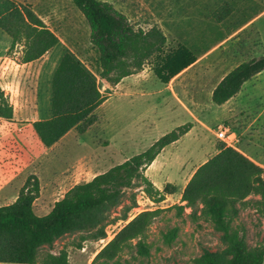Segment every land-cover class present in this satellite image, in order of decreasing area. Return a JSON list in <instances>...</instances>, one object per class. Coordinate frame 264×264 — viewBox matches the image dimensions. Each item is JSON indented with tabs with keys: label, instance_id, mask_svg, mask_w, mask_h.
Instances as JSON below:
<instances>
[{
	"label": "rangeland",
	"instance_id": "rangeland-1",
	"mask_svg": "<svg viewBox=\"0 0 264 264\" xmlns=\"http://www.w3.org/2000/svg\"><path fill=\"white\" fill-rule=\"evenodd\" d=\"M14 1L29 5L55 32L58 42L39 59L22 64L18 63L20 48L7 54L10 37L0 28V88L18 105L10 119H0V205L13 202L27 176L35 175L40 192L33 208L39 215L46 214L73 185L145 150L161 135L188 121L190 113L196 116L193 130L165 146L144 171L160 189L167 182L175 185L173 194L154 202L136 183L125 191L121 205L110 212V217L118 215L134 192L136 206L126 221L109 223L101 239L89 237L86 230L63 233L52 244L40 246L34 264H42L46 252L61 249L68 253V264H89L124 223L143 210L157 208L161 210L142 239L147 252L139 254L137 247L131 246L108 264H196L195 258L204 251L223 248L221 232L200 215V204L182 212L175 205L184 204L183 186L221 143L264 168V72L222 105L212 104L209 98L220 76L242 61L264 55V0H106L124 13L134 28L158 27L165 34V45L183 43L201 53L194 68L179 74L170 86L173 77L163 83L147 62L117 91L116 83L96 73L97 53L90 42L89 26L71 0ZM66 51L95 76L107 99L96 108V121L85 132L72 129L45 147L32 127L36 117L22 111H35L42 119L51 115V78ZM162 87L161 94L154 91ZM125 89L135 94L113 96ZM140 90L149 93L140 95ZM238 222L245 227L249 245L259 242L264 233L263 217L246 207Z\"/></svg>",
	"mask_w": 264,
	"mask_h": 264
},
{
	"label": "trees",
	"instance_id": "trees-1",
	"mask_svg": "<svg viewBox=\"0 0 264 264\" xmlns=\"http://www.w3.org/2000/svg\"><path fill=\"white\" fill-rule=\"evenodd\" d=\"M71 1L89 26L90 42L97 53L96 73L110 82H119L148 62L159 80L167 83L201 54L183 43L165 45V34L158 27L134 28L127 16L106 0ZM260 12L248 16L243 23ZM0 28L11 38L7 54L20 48V63L39 59L58 42L55 32L29 5L14 0H0ZM262 70L264 55L238 63L215 86L212 102H226L246 80ZM105 99L95 76L73 53L66 51L51 78V115L33 121L34 132L45 147L72 129L83 133L95 123V110ZM12 112L9 98L0 88V119H10ZM190 127L189 122L179 125L145 150L73 185L43 215L33 208L40 192L38 179L35 175L27 176L15 200L0 205V263L34 264L41 245H50L63 233L74 230H86L93 239L104 238L106 226L116 220L126 221L128 212L136 206V194L131 192L120 213L110 217V212L121 205L125 191L136 183L154 202L173 194L175 185L167 182L159 189L144 171L165 146L182 137ZM181 201L184 204L175 205L179 212L200 204V215L221 232L223 248L204 251L195 258L196 264H263L264 233L259 242L249 245L244 225L235 223L246 207L264 218L263 167L236 148L221 143L217 152L192 173L181 192ZM160 210L137 213L95 253L89 264L117 261L131 246L145 254L147 246L142 239ZM134 239L137 241L132 244ZM41 263L68 264V253L65 249L46 252Z\"/></svg>",
	"mask_w": 264,
	"mask_h": 264
},
{
	"label": "crops",
	"instance_id": "crops-1",
	"mask_svg": "<svg viewBox=\"0 0 264 264\" xmlns=\"http://www.w3.org/2000/svg\"><path fill=\"white\" fill-rule=\"evenodd\" d=\"M10 42H11V38H10ZM9 45H10V44H9ZM8 48H9V46H8ZM8 48H7V50H8ZM6 52H7V51H6ZM198 57H199V56H198ZM198 57H197V58H198ZM18 58H20V53H19V57H18ZM197 58H196V59H197ZM36 60H37V59H36ZM198 60H199V58H198L197 60H195L192 64H190L188 67H186L185 69H183V70H182L180 73H178L175 77H173V78L171 79V81L168 83V85L170 86L171 82H172L173 80H175V78H176L177 76H179V74H182V73H184V72H186V71H188V70H190V69H193L194 66L196 65V63L198 62ZM34 61H35V60H34ZM31 62H33V61H31ZM31 62H26V63H31ZM18 63H20L19 60H18ZM22 64H24V63H22ZM234 67H235V66H234ZM234 67H233V68H234ZM230 70H231V69H230ZM230 70H228L226 73H228ZM262 72H264V70L260 71V72L257 73L255 76H258V75L261 74ZM226 73H224L222 76L219 77V79L213 84V87H212L211 90L209 91V98H210L211 103L214 104V105H217V106H219V105L213 103L212 100H211L212 91H213V89L215 88V86L217 85V83L222 79V77H223ZM131 75H132V74H131ZM128 76H130V75H128ZM128 76L122 78L121 81H119L118 83H116V85H115V86H116V87H115V90H116V89L119 90V88L122 87V85L124 84V82H125L127 79L131 78V77H128ZM255 76H253L252 78L246 80V81L243 83V85H244L246 82L253 80V78H254ZM243 85H242V86H243ZM158 87H159V86H158ZM167 87H168V86H167ZM163 88H164V87H162V88H158L157 90H154V91H156L157 94H159V93L161 94V91L164 90ZM165 88H166V87H165ZM241 88H242V87H241ZM1 89H2V90L4 91V93H5L6 90L4 89V87H1ZM117 90H116V91H117ZM125 90H126V91H124V92H120V93L115 91L116 93L113 94V96H115L116 94H119V95L122 94L123 96L130 97L132 94H135L134 91L131 90V89H130V90H129V89H125ZM239 91H240V90H239ZM239 91H238V92H239ZM6 92H7V91H6ZM238 92H237V93H238ZM148 93H149L148 91L140 90V93H139V94H140V95H144V94H148ZM237 93H236V94H237ZM236 94H235V95H236ZM235 95H234V96H235ZM232 97H233V96H232ZM232 97H231V98H232ZM231 98H230V99H231ZM106 99H107V96H106ZM106 99H105V100H106ZM105 100H104V101H105ZM228 100H229V99H228ZM228 100H227V101H228ZM9 101H10V103L12 104L13 111L15 112V111L17 110V106H18V105H16V103H14L13 101H11L10 99H9ZM104 101H103V102H104ZM157 101L160 102V99H158ZM227 101H226V102H227ZM226 102H224V103H226ZM224 103H222V104H224ZM222 104H220V105H222ZM18 110H20V107H18ZM23 112H25V114L27 113V116H28V115H29V116L31 115V116H33V117H36L35 119H42V117H38L39 115H38V113L35 112V111H26V110H23L22 113H23ZM190 116H191V117H189L190 119H189L188 121H183L181 124H179V125H182V124L187 123V122L191 123V127H190V129H189L188 132H186V133L191 132V131L193 130L194 126L196 125V123H194V118H196V116H195L193 113H190ZM37 117H38V118H37ZM48 117H50V115H49ZM48 117H45V118H48ZM35 119H34V120H35ZM29 124L31 125V123H29ZM179 125H177V126H179ZM177 126H175V127H177ZM175 127H174V128H175ZM171 130H172V129H171ZM169 131H170V130H169ZM186 133H185V134H186ZM185 134H184V135H185ZM176 141H177V140H176ZM173 143H174V142H173ZM157 156H158V155H157ZM157 156H156V157H157ZM127 158H128V157H127ZM155 159H156V158H155ZM124 160H125V159H124ZM124 160H123V161H124ZM150 167H151V166H150ZM184 186H185V185H184ZM184 186H183V187H184ZM159 189H160V188H159ZM182 190H183V189H182Z\"/></svg>",
	"mask_w": 264,
	"mask_h": 264
},
{
	"label": "built area",
	"instance_id": "built-area-1",
	"mask_svg": "<svg viewBox=\"0 0 264 264\" xmlns=\"http://www.w3.org/2000/svg\"><path fill=\"white\" fill-rule=\"evenodd\" d=\"M224 132H225V131H224ZM224 132H223L222 134H224ZM221 139H223V140L227 141V139L223 138L222 136H221Z\"/></svg>",
	"mask_w": 264,
	"mask_h": 264
}]
</instances>
